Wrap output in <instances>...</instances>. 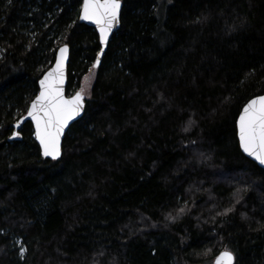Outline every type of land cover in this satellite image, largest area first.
<instances>
[{
  "label": "trees",
  "instance_id": "trees-1",
  "mask_svg": "<svg viewBox=\"0 0 264 264\" xmlns=\"http://www.w3.org/2000/svg\"><path fill=\"white\" fill-rule=\"evenodd\" d=\"M121 2L94 67L82 0H0V264H264V170L236 136L264 0ZM63 44L66 95L89 97L52 161L30 122L9 138Z\"/></svg>",
  "mask_w": 264,
  "mask_h": 264
},
{
  "label": "snow or ice",
  "instance_id": "snow-or-ice-1",
  "mask_svg": "<svg viewBox=\"0 0 264 264\" xmlns=\"http://www.w3.org/2000/svg\"><path fill=\"white\" fill-rule=\"evenodd\" d=\"M120 16L121 0H83L79 19L96 25L100 44L104 45L108 34L119 24ZM66 51L67 46L60 49L55 67L40 80L39 94L27 109V115L35 125V138L39 141L43 156L53 160L61 154L60 138L64 129L83 107L81 92L70 98H65L62 92ZM19 126L18 121L16 127ZM236 126L241 150L264 165V96L252 99L245 105ZM18 135L17 132L12 133V137ZM233 259L232 252L224 251L217 257L215 264H233Z\"/></svg>",
  "mask_w": 264,
  "mask_h": 264
},
{
  "label": "water",
  "instance_id": "water-1",
  "mask_svg": "<svg viewBox=\"0 0 264 264\" xmlns=\"http://www.w3.org/2000/svg\"><path fill=\"white\" fill-rule=\"evenodd\" d=\"M82 3H83V0H82ZM121 8H122V2H121ZM79 14H80V13H79ZM79 21H80L81 23L87 25V26L92 27V28L95 30V32H96V34H97V36H98V43H99V46H100V50H99V52H98V54H97L96 61H95V64H94L95 67H97L98 64H99V62H100V59H101L103 53H104V52L106 51V49H107L108 43H109V41H110L112 35L118 30L119 25H120V22H119L118 25L114 26L113 29H112V31L108 34L107 42H106L104 45H101V44H100V39H99V31H98L96 25L93 24V23H91V22H89V21H85V20H80V19H79ZM65 46H67V51H66V53H65V59H64V62H63V75H64V79H63V83L61 84V88H62L63 95L65 96V98H70V97L74 96L77 92H81V91H77V92H75V93L72 94V95H69V96L66 95V86H67V67H68V63H69V46H68L67 44H63V45H61V46H59V47L57 48V50H56V52H55V55H54V60H53V63L51 64V66H50L47 70L44 71V73L41 75L40 79L38 80V93L36 94V96L39 94V91H40V80L43 79L44 76H45L49 71H51V70L55 67V64H56V58H57V56L60 55V49L63 48V47H65ZM36 96H35V97H36ZM259 96H264V94H261V95H257V96H255V97H252L251 99H249V100L243 105V107L241 108V110H240V112H239V114H238V116H237L236 122L238 121L239 116H240L241 112L243 111V108L245 107V105H246L250 100L255 99V98L259 97ZM35 97H34L32 100H34ZM32 100H31V101H32ZM31 101H30L28 107L30 106ZM82 104H83V107H82L80 113H79L77 116H75V118H74L73 120L69 121L68 126L64 129V132H63V134H62V136H61V138H60V141H61V149H62V141H63V138H64L66 132L68 131V129L70 128V126H71L73 123H75L76 121H78V120L83 116V113H84V107H85V98H84L83 95H82ZM27 109H28V108H27ZM18 121L20 122V126H19V127H16ZM26 122H30L31 125H32L33 133H34V139H35L37 145L39 146V150H40V155H41V157L44 158V159L52 160V161H56V160H58V159L60 158L61 154H60V156H58L57 159H55V160H53L51 157H44V156H43L42 151H41V149H40L39 141H37L36 138H35V125L32 123L31 118L28 117V115H27V111H26V113H25L23 116H21V117H20V118L14 123V125H13V129H14V130H13V132H18V131L20 130V128H21ZM236 136H237V141H238V146H239V138H238V129H237V126H236ZM11 137H12V136H11ZM15 138H16V137H12L11 139L9 138V141H10V140H14ZM239 148H240V146H239ZM240 151H241V153H242L246 158H248L249 160H251L252 162H254L259 168H261V169L264 170V165H260V164H259L254 158H252V157L248 156L246 153H244V152L241 150V148H240ZM224 251H228V250H222V251H220V252L214 257V259H213V261H212V264H215L217 257L220 255L221 252H224ZM233 257H234V255H233ZM234 261H235V257H234V259H233V263H234Z\"/></svg>",
  "mask_w": 264,
  "mask_h": 264
},
{
  "label": "rangeland",
  "instance_id": "rangeland-1",
  "mask_svg": "<svg viewBox=\"0 0 264 264\" xmlns=\"http://www.w3.org/2000/svg\"><path fill=\"white\" fill-rule=\"evenodd\" d=\"M79 91H81V93H82V95L84 96L85 99L89 97V85H87V86L86 85L85 86L82 85L81 86V89ZM19 243L20 242L18 241V244Z\"/></svg>",
  "mask_w": 264,
  "mask_h": 264
}]
</instances>
